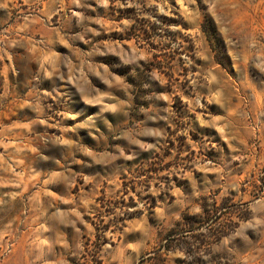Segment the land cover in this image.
<instances>
[{"label":"rangeland","instance_id":"obj_1","mask_svg":"<svg viewBox=\"0 0 264 264\" xmlns=\"http://www.w3.org/2000/svg\"><path fill=\"white\" fill-rule=\"evenodd\" d=\"M0 264H264V0H0Z\"/></svg>","mask_w":264,"mask_h":264}]
</instances>
